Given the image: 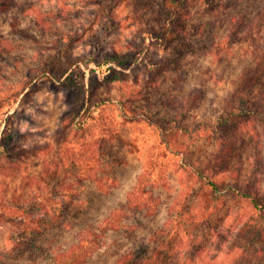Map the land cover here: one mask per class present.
Masks as SVG:
<instances>
[{
    "label": "rangeland",
    "instance_id": "1",
    "mask_svg": "<svg viewBox=\"0 0 264 264\" xmlns=\"http://www.w3.org/2000/svg\"><path fill=\"white\" fill-rule=\"evenodd\" d=\"M171 1L0 0V8L9 4L0 11V264H51L83 237L100 242L83 264H116L130 254L128 264H220L242 240L250 210L233 189L223 190L219 210L181 250L156 251L186 169L209 174L228 95L234 102L242 95L248 109L224 184L247 180L264 207V38L237 42L231 34L216 46L235 24L239 35L252 25L262 36L264 0H187V19ZM256 67L248 89L243 75ZM193 91L199 105L181 119L180 103ZM83 145L97 150L89 176L71 170L65 156ZM151 154L156 213L125 208L122 227L102 232ZM238 264H264V237Z\"/></svg>",
    "mask_w": 264,
    "mask_h": 264
},
{
    "label": "trees",
    "instance_id": "2",
    "mask_svg": "<svg viewBox=\"0 0 264 264\" xmlns=\"http://www.w3.org/2000/svg\"><path fill=\"white\" fill-rule=\"evenodd\" d=\"M7 3H9L7 1ZM172 8L178 11L177 15H181L184 19L189 17L187 12V0H172ZM6 4L0 11L7 8ZM264 20V11L259 13V21ZM173 23V22H172ZM176 23V22H175ZM174 23V24H175ZM15 31H21L17 27V23H12ZM172 26V24H170ZM246 27V26H244ZM257 30H260V22L254 24ZM178 25H176L175 32H178ZM253 26H247L245 33L239 35L241 32L238 24H235L233 29L224 42L217 43V49L224 47V44L229 42L230 35L233 34V41L241 42L245 40L250 43H260L259 38H264V34L259 36L253 35ZM215 46V48H216ZM181 47H177L180 50ZM181 52V51H180ZM169 66H167L168 68ZM166 68V69H167ZM259 67H256L254 72L244 73V79L249 81L245 85L246 88H252L257 82L256 74L259 72ZM240 101L234 102L230 95L225 97L223 105L224 115L219 118V128L215 135L216 151L212 155L208 165L206 166L209 174L204 175L200 169H186V177L182 181V186L179 192L174 197L168 213L170 217L163 224L159 230V235L164 236L160 240V247L156 251L157 255H165L167 253H177L186 244V237L198 225L206 223L208 218L220 208V198L223 190L235 191L238 197V204H248L250 210L244 220L241 228L239 229V237L242 239L239 244L228 247L227 252L220 264H238L242 254L255 249L257 243L263 242L264 226L262 224V214L264 207L259 204V199L256 198L253 186L247 180H240L239 182L230 185L229 189L224 184L223 174L226 172L228 165L231 161V153L235 148L239 133V127L242 122L246 121L247 117V104L242 95H239ZM200 93L198 91L190 92L184 102L180 103L181 119L184 118L186 110L197 107L199 105ZM122 106L128 108V105L123 103ZM260 113H264V106H262ZM264 117V114H262ZM92 117V116H91ZM253 117V116H252ZM93 118V117H92ZM101 121V117L99 118ZM103 124V122H102ZM89 126L84 129L87 130ZM81 129V128H79ZM83 129V128H82ZM176 144V142H174ZM65 156L69 160V167H76L82 175L89 176L94 169L98 158L97 150L92 146L83 145L80 150H74L73 147L65 149ZM157 170V160L154 155H150L147 159L146 165L137 176L135 185L126 193L125 205L113 209L102 221V232L107 230L117 231L122 227L123 219L126 217L127 209L131 211H144L147 215H154L159 205V199L154 196L152 186L156 183L154 173ZM68 173V170L66 172ZM220 174H222L220 176ZM164 174L159 175L160 185L167 186L166 177ZM200 184L199 188L196 185ZM223 184L225 186H223ZM97 187L101 191H108L107 186L102 181H97ZM154 187V186H153ZM214 196L212 202H207L208 195ZM258 201V202H257ZM8 217L11 215L7 214ZM0 217H3L0 213ZM100 242L97 238L83 237L78 242L73 243L67 250L56 253L52 257L51 264H83L86 259L91 256L97 249H99ZM233 254V255H232ZM132 254L122 257L116 264H128ZM186 264H190V260H186Z\"/></svg>",
    "mask_w": 264,
    "mask_h": 264
}]
</instances>
